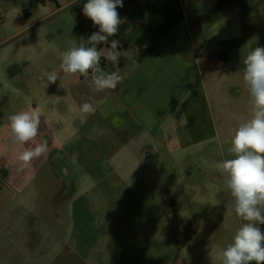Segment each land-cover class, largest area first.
<instances>
[{
  "label": "crops",
  "instance_id": "1",
  "mask_svg": "<svg viewBox=\"0 0 264 264\" xmlns=\"http://www.w3.org/2000/svg\"><path fill=\"white\" fill-rule=\"evenodd\" d=\"M86 2L0 0V198L4 202L0 213L11 211L12 206L31 212L39 202L37 197L48 194L42 188L30 187L35 180L51 181L59 177L58 172L67 173L64 165L56 167L55 156L60 157V163L68 160L63 149L72 144L69 133L78 131L73 126L74 117H79L82 128L86 127L87 116L110 126L109 145L115 148L112 159L116 163L119 148H144L151 141L164 146L168 140L188 149L210 148V152L221 146V161L230 159L227 141L232 131L250 118L251 101L242 67L251 50L246 43L228 45L232 39L224 24L234 20L244 26L248 19L258 18L260 12L264 13V0H240L230 6L214 0H122L123 7L117 9L121 19L118 33L109 37L119 40L118 50L126 53L119 58L123 79L117 88L94 91L90 78L78 74L67 78L62 75L45 87L42 73L60 71V54L73 40L79 42L81 37L87 39L98 31V26L83 14ZM193 25L199 26V35ZM240 37L242 41L246 38L242 33ZM102 61L105 71L114 70L108 61ZM67 99L74 105L72 118H65ZM85 102L93 104L94 114L78 111ZM32 109L41 112L37 137L23 146L11 145L8 117ZM155 132L166 135L155 138ZM44 141L46 153L18 171L20 153ZM207 160L214 163L212 156ZM195 169L200 175L201 169ZM59 191L52 193V202ZM206 195L211 205L201 223L204 237L190 230L188 225L195 222L182 218L168 222L175 228L168 242L175 254L163 264H189L186 257L193 253V245L209 252L196 264H219L217 253L232 242L242 221L234 211L225 215L232 198L223 173L212 175ZM196 215L199 217L200 212ZM259 227L264 233V225ZM97 242L84 250L72 248L76 264H86Z\"/></svg>",
  "mask_w": 264,
  "mask_h": 264
},
{
  "label": "rangeland",
  "instance_id": "2",
  "mask_svg": "<svg viewBox=\"0 0 264 264\" xmlns=\"http://www.w3.org/2000/svg\"><path fill=\"white\" fill-rule=\"evenodd\" d=\"M263 14L248 19L244 26L234 20L225 22L232 39L228 45L246 43L249 50L264 47ZM197 29L199 26L193 25L194 33L199 35ZM241 33L246 36L244 41ZM65 103V118H72L74 105L68 99ZM78 118H73L78 131L69 133L72 144L63 149L68 160L64 158L60 163V157L58 162L57 154H53L56 167L64 165L67 173L58 172L59 177L51 181L35 180L30 187L42 188L48 194L37 197L39 202L31 212L12 206L11 211L0 213V264H76L72 248L84 250L96 240L86 264H163L175 254L168 243L175 228L167 225L175 218L195 222L188 225L190 230L204 237L201 223L211 205L206 191L212 175L221 173L216 167L222 160L221 146L210 152V148L188 149L169 140L164 146L151 141L144 148H119L116 163L112 159L115 148L109 145L110 126L87 116L86 127L82 128ZM159 134L165 133L155 132L154 137ZM209 156L214 163L207 160ZM197 166L200 175L196 169L186 173V168ZM58 189L62 192L52 202V193ZM193 246V253L186 257L189 264L203 262L208 249Z\"/></svg>",
  "mask_w": 264,
  "mask_h": 264
},
{
  "label": "clouds",
  "instance_id": "3",
  "mask_svg": "<svg viewBox=\"0 0 264 264\" xmlns=\"http://www.w3.org/2000/svg\"><path fill=\"white\" fill-rule=\"evenodd\" d=\"M123 7L122 0H87L83 14L98 31L87 39L73 40L71 46L60 54V71L43 72L45 87L57 80L79 75L90 77L94 91L114 90L122 81L119 58L126 57L120 51V41L109 40L118 33L121 19L117 11ZM105 45L98 48L99 45ZM102 58L114 70L105 71ZM243 81L250 96V118L234 129L227 143V152L232 157L218 162L217 169L224 174V184L230 192L231 201L226 204L225 215L233 211L242 221L232 242L217 253L219 264H264V47H255L243 60ZM81 114L96 112L91 103L78 106ZM41 112L38 109L20 111L8 117L10 144L26 145L39 132ZM47 151V142L37 143L34 148H25L19 155L18 171Z\"/></svg>",
  "mask_w": 264,
  "mask_h": 264
},
{
  "label": "flooded vegetation",
  "instance_id": "4",
  "mask_svg": "<svg viewBox=\"0 0 264 264\" xmlns=\"http://www.w3.org/2000/svg\"><path fill=\"white\" fill-rule=\"evenodd\" d=\"M239 1L240 0H214V2L219 4V5H229V6L232 5V4H235V3L239 2ZM194 169L195 168H189L186 173H188L189 170L192 171ZM189 174H192V172H189Z\"/></svg>",
  "mask_w": 264,
  "mask_h": 264
},
{
  "label": "built area",
  "instance_id": "5",
  "mask_svg": "<svg viewBox=\"0 0 264 264\" xmlns=\"http://www.w3.org/2000/svg\"><path fill=\"white\" fill-rule=\"evenodd\" d=\"M101 64H102V67L104 68V62L103 61H101Z\"/></svg>",
  "mask_w": 264,
  "mask_h": 264
}]
</instances>
